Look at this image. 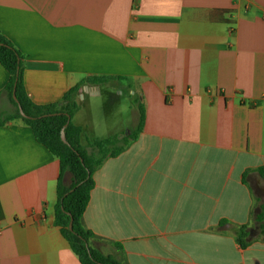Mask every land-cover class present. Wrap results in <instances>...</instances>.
Segmentation results:
<instances>
[{"label":"crops","instance_id":"0c3cea01","mask_svg":"<svg viewBox=\"0 0 264 264\" xmlns=\"http://www.w3.org/2000/svg\"><path fill=\"white\" fill-rule=\"evenodd\" d=\"M0 33L26 58L35 104L108 76L146 106L139 139L94 175V249L120 264H264L256 228L245 250L225 232L264 204V0H0ZM8 80L0 64L2 114ZM112 82L78 97L84 146L128 129L83 121L82 104ZM60 173L31 127H0V264H81L55 224Z\"/></svg>","mask_w":264,"mask_h":264},{"label":"trees","instance_id":"16d2710c","mask_svg":"<svg viewBox=\"0 0 264 264\" xmlns=\"http://www.w3.org/2000/svg\"><path fill=\"white\" fill-rule=\"evenodd\" d=\"M231 24V22H228ZM25 56L14 44L0 33V64L8 72L9 80L4 93L15 107L11 114L0 113V127L11 122L20 121L32 128L35 139L46 147L60 162V177L57 185L56 226L60 227L62 235L70 244L72 251L81 264H120L114 257L104 255L92 247V242L98 238L84 224V216L91 202L92 192L96 187L95 173L109 158H117L136 142L144 131L146 122V106L135 98L139 120L137 127L131 133L115 135L106 139H97L87 146L82 143L83 129L74 125L72 119L79 109L78 97L85 86H101L110 81L122 78L108 76H88L69 90L59 103L37 105L29 97L24 83ZM16 91L17 102L14 100ZM20 107L26 117L20 113ZM66 127L68 144L62 141V130ZM258 172L264 179V167ZM247 173L243 180L246 182ZM256 208L260 210L255 215L252 225H232L231 233L241 249H247L253 242V228H256L264 239V204L256 199ZM73 220V231L69 229ZM227 221L220 223L225 227ZM123 251V246L115 244Z\"/></svg>","mask_w":264,"mask_h":264},{"label":"rangeland","instance_id":"374dc122","mask_svg":"<svg viewBox=\"0 0 264 264\" xmlns=\"http://www.w3.org/2000/svg\"><path fill=\"white\" fill-rule=\"evenodd\" d=\"M120 82L108 84L109 87H114L113 90L115 92H102V96L90 97L82 104V109L84 110L83 121L88 124V127H92V123L95 122L107 131V135H113L116 133L118 122H124L127 119L128 129L123 130L120 135H123V133L129 134L136 129L139 113L135 98L139 97L141 102H143L142 98L140 93L132 95L128 88L124 89L123 86H126V83ZM81 94H84V92H81ZM11 104L9 114L16 112L15 107ZM231 229L232 225L230 224L229 229H226L225 232H231Z\"/></svg>","mask_w":264,"mask_h":264},{"label":"water","instance_id":"95a60500","mask_svg":"<svg viewBox=\"0 0 264 264\" xmlns=\"http://www.w3.org/2000/svg\"><path fill=\"white\" fill-rule=\"evenodd\" d=\"M14 100L17 102V97H16V91L14 90ZM20 113H21V115L23 116V117H26V115L24 114V112H23V110L21 109V107H20ZM66 127L67 126H65V128L62 130V141L65 143V144H68V142H67V139H66V133H65V130H66ZM73 228H74V226H73V220H71V223H70V226H69V229L71 230V231H73Z\"/></svg>","mask_w":264,"mask_h":264}]
</instances>
